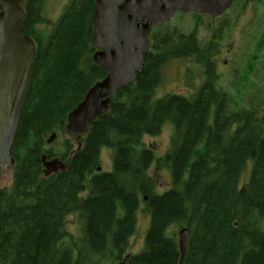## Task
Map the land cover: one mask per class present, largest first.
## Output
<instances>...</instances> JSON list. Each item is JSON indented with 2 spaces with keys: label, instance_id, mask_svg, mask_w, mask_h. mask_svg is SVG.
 Returning <instances> with one entry per match:
<instances>
[{
  "label": "trees",
  "instance_id": "1",
  "mask_svg": "<svg viewBox=\"0 0 264 264\" xmlns=\"http://www.w3.org/2000/svg\"><path fill=\"white\" fill-rule=\"evenodd\" d=\"M94 2L68 0L50 32L37 29L42 0L23 3L25 33L37 50L10 147L12 184L0 187V264L118 262L141 204L149 226L127 264H179L182 228L189 235L181 264H264V90L238 107L216 85L213 44L201 48L194 35L153 31L142 71L108 112L85 135L66 134L67 115L106 76L92 60ZM189 58L204 68L203 83L187 96L157 98L162 65ZM166 124L169 147L157 156L143 138L160 135ZM52 133L68 135L57 153L46 144ZM103 149L111 152V172H97ZM42 156L59 158L65 170L43 177ZM153 165L170 174L163 193L148 176ZM69 216L77 221L73 233Z\"/></svg>",
  "mask_w": 264,
  "mask_h": 264
},
{
  "label": "water",
  "instance_id": "2",
  "mask_svg": "<svg viewBox=\"0 0 264 264\" xmlns=\"http://www.w3.org/2000/svg\"><path fill=\"white\" fill-rule=\"evenodd\" d=\"M237 0H95L91 42L97 50L93 63L107 72L95 83L66 119V131L84 135L97 118L103 117L118 91L128 86L144 66L147 41L175 13L222 16ZM262 2L264 0H246ZM24 0H0V171L13 167L10 147L27 94L36 56V45L24 30ZM51 134L47 144H51ZM44 177L65 170L58 158L42 157ZM100 171V169H98ZM188 230L178 232L181 264ZM125 256L118 264H127Z\"/></svg>",
  "mask_w": 264,
  "mask_h": 264
},
{
  "label": "rangeland",
  "instance_id": "3",
  "mask_svg": "<svg viewBox=\"0 0 264 264\" xmlns=\"http://www.w3.org/2000/svg\"><path fill=\"white\" fill-rule=\"evenodd\" d=\"M67 2L68 0H42V22L37 29L52 31ZM160 33L163 35H194L201 48L213 44L212 61L218 77L216 85L227 94H231L237 100L238 107H246L248 99L256 91L262 93L264 90V44L260 46V42L264 40V3H237L219 19L206 16L197 17L191 13L176 14L160 30ZM254 55H256L255 61L252 60ZM249 61H251L253 70L250 75L246 72ZM242 75L249 79L246 84L240 80ZM204 80V68L199 66L195 59L169 61L162 65L161 82L157 88L156 97L160 98L167 94L187 96ZM236 94H242L243 97L238 99ZM172 132L171 125L166 124L160 135L144 137L143 145L145 148L155 150L157 156H163L168 150ZM67 137L68 135L64 134L53 140L52 147L55 153L61 150V143ZM100 160L101 171L111 172V152L103 149L100 153ZM148 176L153 179L155 191L163 193L170 188L171 179L168 170H158L153 165L148 171ZM248 176L247 169L242 175L241 182H245ZM11 184L12 171L7 170L1 174L0 187L7 189ZM143 210L140 205L136 215L135 232L128 240L126 254H136L143 248L144 235L149 226V215ZM76 226V218L69 216L67 232L73 233Z\"/></svg>",
  "mask_w": 264,
  "mask_h": 264
},
{
  "label": "bare ground",
  "instance_id": "4",
  "mask_svg": "<svg viewBox=\"0 0 264 264\" xmlns=\"http://www.w3.org/2000/svg\"><path fill=\"white\" fill-rule=\"evenodd\" d=\"M70 112H71V111H70ZM42 153H43V152H42ZM43 154H44V153H43ZM97 172H98V170H97ZM140 196L142 197V195H140ZM141 205H142V204H141ZM139 208H140V207H139ZM138 210H139V209H138ZM143 211H144V210H143ZM137 212H138V211H137ZM145 213H146V212H145ZM136 215H137V214H136ZM173 227H174V226H173ZM9 229H10V228H9ZM126 252H127V251H126ZM125 255H128V254L125 253L124 256H125Z\"/></svg>",
  "mask_w": 264,
  "mask_h": 264
},
{
  "label": "flooded vegetation",
  "instance_id": "5",
  "mask_svg": "<svg viewBox=\"0 0 264 264\" xmlns=\"http://www.w3.org/2000/svg\"><path fill=\"white\" fill-rule=\"evenodd\" d=\"M0 11H1V9H0Z\"/></svg>",
  "mask_w": 264,
  "mask_h": 264
}]
</instances>
